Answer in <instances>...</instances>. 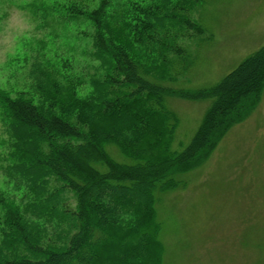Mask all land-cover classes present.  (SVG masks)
Listing matches in <instances>:
<instances>
[{
	"label": "trees",
	"instance_id": "1",
	"mask_svg": "<svg viewBox=\"0 0 264 264\" xmlns=\"http://www.w3.org/2000/svg\"><path fill=\"white\" fill-rule=\"evenodd\" d=\"M197 2L62 6L68 20L90 26L97 67L87 94L35 62L31 91L0 88L1 169L11 189L0 191V264H161L158 195L184 185L179 176L253 110L264 88V45L211 86L164 84L189 67L180 42L204 35L192 16ZM166 95L209 100L180 151L171 149L178 118ZM108 143L134 162L116 161Z\"/></svg>",
	"mask_w": 264,
	"mask_h": 264
},
{
	"label": "rangeland",
	"instance_id": "2",
	"mask_svg": "<svg viewBox=\"0 0 264 264\" xmlns=\"http://www.w3.org/2000/svg\"><path fill=\"white\" fill-rule=\"evenodd\" d=\"M98 1L0 0V88L11 95L29 91L35 62L49 71L56 67L62 76L56 79L71 80L76 94L86 95L97 67L85 34L90 26L68 20L62 6L91 9ZM192 16L204 35L180 42L188 48L189 67L165 85L211 86L264 45V0H198ZM208 104L166 95L165 107L178 118L172 150L188 144ZM4 138L0 124V191L8 193L1 169ZM105 148L118 162H134L113 143ZM179 177L184 185L160 193L155 203L161 264H264V88L253 110Z\"/></svg>",
	"mask_w": 264,
	"mask_h": 264
}]
</instances>
